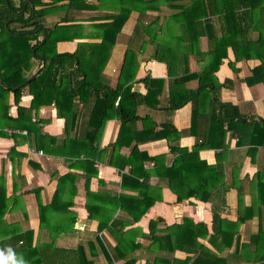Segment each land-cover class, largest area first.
Wrapping results in <instances>:
<instances>
[{"label":"crops","instance_id":"0c3cea01","mask_svg":"<svg viewBox=\"0 0 264 264\" xmlns=\"http://www.w3.org/2000/svg\"><path fill=\"white\" fill-rule=\"evenodd\" d=\"M68 2L69 0H62L53 5L59 6ZM154 6L148 8L144 0H79L72 7L57 8L47 15L49 24L67 16L69 22H63L62 25L83 27L81 37L57 43V51L64 53L76 51L81 42L101 43L103 39L111 41L112 36L104 35L99 27V32L96 33L95 25L111 23L112 15L119 14L122 9L147 7L145 14L139 12V9L132 10L117 35L102 70L99 67L107 55L108 46L104 51L98 52L96 73L98 85L104 83L115 89L120 82L126 53L135 51L139 69L135 80L130 82V90L147 95V100L138 105L137 117L125 122L123 126L117 115L106 122L99 144L100 151L94 161L97 174L92 176L88 185L89 190L96 195L92 196L96 219L89 218L86 207V177L88 171H94V167L84 162L85 160H77L71 156L87 147L85 137L89 132L88 122L95 105V96L83 100L75 99L76 107L67 114L68 128L66 119L58 115L54 102L34 110L32 122L39 123L43 134L47 136L45 141H38L43 144L42 148L36 146L34 133L29 136L27 129L13 130L6 127L8 136L0 137V177H4L7 198L13 202V207L8 210L5 218L8 223H14L13 228L8 227L6 230L10 233H15L16 230L17 234L33 231L32 246L40 241H52L51 234L57 235L56 245L64 248H76L82 244L88 250V243L92 241L97 253L96 264H108L100 244L95 241L97 234L110 250L118 243L116 235L120 236L121 232L127 231H132L137 242L142 244L136 250L138 260L135 264H147L148 261V264H180L177 261L189 259L187 264H193V259L200 253V245L217 253L221 258L218 264H264V146L256 142L261 140L259 136L254 138L252 145L237 143L246 120L251 122L253 119L264 118V80L261 79L264 74L257 76L259 81L252 86L246 82L253 69L261 64V60L257 55L236 60L234 49L228 47L227 57L215 72L222 85L214 91V86L209 84L214 79L211 76L205 77L206 88L195 95L194 99L191 98L180 108L169 109L171 93L176 92L181 99L188 97L190 92L196 91L200 86V79L191 77L190 74L203 71L205 61L202 51L209 49V43L208 37H204L201 48L190 54L188 64L182 63L173 76H170L168 65L153 58L156 45L148 42V35L142 31L135 33L139 20L148 21L150 18L171 13L166 5L158 6L157 9ZM163 22L167 27L171 24L164 18L161 20ZM257 37L258 31L252 32V38ZM84 51L83 56L87 58L90 49ZM123 70L127 73L129 65L126 64ZM94 71L95 68L92 69ZM147 76L162 81L148 86L143 80ZM215 95L223 104L228 105L227 110L224 112L223 109L220 113L223 119L220 123L214 111ZM32 99L33 95L25 91L20 105L30 107ZM120 99L121 95L115 106ZM10 101V114L15 117L18 110L13 94ZM130 106L132 105L126 100V107ZM230 118H233L232 128H228ZM165 124L170 126L172 139L156 135L164 131ZM174 129L181 132L179 138L175 137ZM13 134L18 136L15 138ZM49 137L56 140L52 141ZM64 140L70 142L63 145ZM201 145L200 159L209 165H215L219 173H224L226 184L233 182L236 185L228 190L227 205L219 207L216 220L213 204L219 201L218 195L213 196L212 201H203L195 196H187L179 201L167 182L168 169L177 156L171 151V146L193 150L194 146ZM13 147L15 151L10 153ZM145 155L160 157V166L153 160L144 159ZM65 175L72 177L68 181L60 182V210L47 211L41 227L38 200L43 205L51 203L59 185V178ZM180 190L183 194L192 195L188 185L180 186ZM122 193L137 197L144 203L152 198L158 200L139 221L132 222V216L121 209L113 213L114 196ZM133 203L129 202L130 207ZM111 217L119 223L114 226L110 221L111 228L98 231L99 220L106 221ZM158 219L162 220L154 227L155 232H168V227L173 226L170 230L176 238H188L186 246H177L170 251V248L167 250V247L159 246V243L152 244L150 222ZM122 222L127 223L124 228L121 227ZM202 232L206 236H202ZM197 234L200 235L195 238ZM257 234L261 236L256 242L254 236ZM211 235H214L213 241L209 239ZM222 241H230V245L223 246ZM16 244L11 238L0 244V264H14L12 250L18 247ZM155 256L160 257L161 262L153 263L151 260ZM164 261L167 263H162ZM123 263L124 260H119L112 264Z\"/></svg>","mask_w":264,"mask_h":264},{"label":"trees","instance_id":"16d2710c","mask_svg":"<svg viewBox=\"0 0 264 264\" xmlns=\"http://www.w3.org/2000/svg\"><path fill=\"white\" fill-rule=\"evenodd\" d=\"M60 1L62 0H51L50 3L43 0H0V137L8 136L5 131L6 127L13 130L27 129L29 136L34 133L36 146L42 148L43 144L38 141H45L47 136L43 134V128L39 123L32 122L34 110H39L41 106L50 105L54 102L58 109V115L66 119L65 124L68 128L67 114L76 107L75 99L83 100L86 97L95 96V105L88 122L89 132L85 137L87 147L81 152L71 155L77 160H85L84 162L94 167L107 120L117 115L121 118L123 126L125 122L132 121L137 117L138 105L143 100H147V95L144 96L130 90V82L135 80L139 69V61L135 51L131 50L130 53H126L123 69L128 64L129 70L126 73L122 69L120 82L115 89L104 83L98 85L96 82L98 52L104 51L108 46L107 55L99 67L102 70L109 59L117 35L121 32L132 10L135 9H139V12L145 14L147 9L153 5H155V9L166 5L171 10L169 15L163 17L159 15L150 18L148 21L139 20L135 27V33L142 31L148 35V42L156 45L153 58L168 65L170 76H173L176 68L182 63L188 64L190 54L197 48H201L203 38L208 37L209 49L202 51V58L205 61L204 69L201 73L190 74L191 77L200 79V86L196 91L190 92L188 97L181 99L178 98L176 92L171 93L169 109L180 108L191 98L194 99L195 95L206 88L205 77L211 76L214 79L209 82L214 86V91L222 85L215 76V72L222 64L223 59L227 57V50L230 46L234 49L236 60L251 58L254 55H257L261 60V64L254 68L252 74L246 78V82L250 86L259 81L257 76L264 74V0H144L148 8L122 9L119 14L112 15L113 21L111 23L95 25L96 33L99 32V27L104 35L112 36L111 41L103 39L101 43L81 42L76 51L64 53L57 51V43L61 40H73L81 37L83 27L80 25H62L63 22H69L67 16L49 24L47 15L57 8L72 7L79 0H69L67 4L59 6L53 5ZM163 18L166 22L171 23L169 27L164 22L161 23ZM175 25L177 26L175 27ZM177 31L178 33H176ZM255 31H258V37L253 39L252 32ZM86 49H90V54L84 58L83 53ZM231 66L235 68L233 63ZM94 68L95 71L92 72ZM35 73H37L36 76ZM261 79L264 80V77ZM143 80L148 86L153 85L156 81H162L155 80L150 76ZM25 91L33 95L30 107L20 105L22 94ZM11 94H13L14 103L18 110L15 117L10 114ZM120 95L121 99L115 106ZM126 100L132 105L130 108L126 107ZM213 101L214 111L217 113V120L220 123L223 120L220 113L223 109L225 112L228 105L223 104L216 95ZM217 107L219 108L217 109ZM232 120L233 118L229 119L228 128L231 127ZM166 125H163L164 131L156 135L172 139L170 126ZM174 131L175 137L179 138L181 132L176 129ZM12 136L16 138L18 135L13 134ZM256 136L261 138L256 142L264 146V118L253 119L251 122L246 120L237 143L239 145H252ZM49 138L52 141L56 140L53 137ZM69 142V140H64L63 145H67ZM202 146H194L193 150L171 146V151L177 156L168 169L167 182L171 190L177 194L179 201L184 200L187 196H195L203 201H212V197L218 195L217 205L215 202L213 204L214 220H216L219 207L227 205L228 190L236 185L233 182L226 184L224 173H219L215 165H209L200 159L199 150ZM14 151L15 147L10 150V153ZM144 159L153 160L159 165L161 158L145 155ZM95 174H97V168L94 167V171L91 173L88 171L86 177V207L91 219H96L93 210L94 198H92L96 195L89 190L88 185ZM70 177L72 176L65 175L59 178V185L51 203L43 205L38 200L41 227L47 211L60 210L59 205L62 196L60 182L68 181ZM192 181L194 184L191 185L190 182ZM185 185L189 186L192 195L182 193L180 186ZM156 200L158 199L152 198L144 203L137 197L126 196L123 193L118 194L114 196L113 213L121 209L132 216V222H137ZM131 201L134 202L132 207L129 205ZM12 207L13 202L7 198L5 179L2 176L0 177V244H3L8 238L18 244V247L12 250L15 259L14 264H96L97 253L92 241L88 243L90 246L88 250L82 244L76 248H64L56 245L57 235L51 234L52 241H40L36 246H32L33 231L27 230V232L17 234L18 231L14 229L15 233L8 232L6 228H13L14 223H8L5 216ZM161 220L150 222V234L154 242L161 240V237L154 234V227H157V223ZM110 221H112L111 225L114 226L119 223L115 218L113 220V217L106 221L101 219L99 220L98 231L111 228ZM129 223L131 224V222ZM126 224V222H122L121 227L124 228ZM71 226H73V221ZM168 228L167 238L171 242L178 243V245L170 247V249L167 247V250L173 251L177 246H186L188 238H176L173 231L170 230L173 226ZM201 234L206 236V233L202 232ZM114 235L116 234L114 233ZM199 235L197 234L195 238ZM116 236L118 243L116 247L110 250L107 249L99 234L95 237V241L100 244L108 264L119 260H124L123 264H135L138 260L136 250L141 248L142 244L137 242V237L132 231L121 232L120 236ZM213 236H210V241H213ZM259 236L261 235L254 236L256 242L259 241ZM222 243L223 246L230 245V241H222ZM221 248L222 246L219 249ZM200 253L193 259V264H218L221 262L217 253L205 248L204 245H200ZM160 259V257L155 256L151 261L157 263ZM189 261L177 262L187 264Z\"/></svg>","mask_w":264,"mask_h":264},{"label":"rangeland","instance_id":"374dc122","mask_svg":"<svg viewBox=\"0 0 264 264\" xmlns=\"http://www.w3.org/2000/svg\"><path fill=\"white\" fill-rule=\"evenodd\" d=\"M155 236H158V237H161V240L160 241H157V242H154L153 241V239L151 238V241H153V244H155V243H159V246H163V247H173V246H175V245H178V243H176V242H171L168 238H167V236H166V234H167V232H164V233H158V231H156L155 233ZM176 241V240H175Z\"/></svg>","mask_w":264,"mask_h":264},{"label":"built area","instance_id":"2783aa9c","mask_svg":"<svg viewBox=\"0 0 264 264\" xmlns=\"http://www.w3.org/2000/svg\"><path fill=\"white\" fill-rule=\"evenodd\" d=\"M11 132H13V131H11ZM42 153V152H41Z\"/></svg>","mask_w":264,"mask_h":264},{"label":"water","instance_id":"95a60500","mask_svg":"<svg viewBox=\"0 0 264 264\" xmlns=\"http://www.w3.org/2000/svg\"><path fill=\"white\" fill-rule=\"evenodd\" d=\"M37 74H35V76H36Z\"/></svg>","mask_w":264,"mask_h":264}]
</instances>
